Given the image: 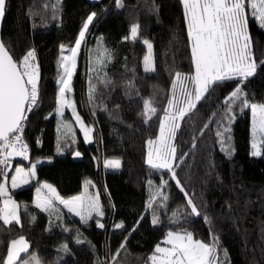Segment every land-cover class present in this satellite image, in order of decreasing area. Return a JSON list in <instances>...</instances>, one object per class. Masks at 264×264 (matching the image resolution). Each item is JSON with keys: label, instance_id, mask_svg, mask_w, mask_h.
<instances>
[{"label": "trees", "instance_id": "obj_1", "mask_svg": "<svg viewBox=\"0 0 264 264\" xmlns=\"http://www.w3.org/2000/svg\"><path fill=\"white\" fill-rule=\"evenodd\" d=\"M121 5L116 0H6L1 40L17 61L35 50L39 82L38 100L24 121L29 159L12 158L9 178L0 177L7 184L16 167L27 171L35 165L32 182L9 191L19 204L21 223L0 221V256H6L11 240L23 237L41 264H150L148 257L167 232L183 227L208 244L213 236L219 239L218 264H264V138L262 155L253 156L248 108L237 102L229 112L224 104L238 81L210 89L179 121L172 141L174 170L201 215H178L179 222H173V213H191V208L171 173L146 165V140L157 135L176 74L194 72L183 7L180 0H121ZM93 13L92 40L79 52L71 81L79 115L94 131L85 145L74 125L75 135L60 131L56 79L61 45L72 48ZM249 20L257 70L242 88L249 103L264 104V30ZM133 26L136 39L130 38ZM145 40L153 46L149 74L143 70ZM145 100L157 108L147 123ZM218 131L227 152L221 150ZM74 152L80 153L79 162L71 160ZM116 160L118 168H105V161ZM162 180L169 183L161 187ZM39 184H50L64 199L100 184L111 205L108 209L101 194L110 221L105 218L99 232L94 221L85 226L61 208L41 212L33 204ZM78 234L82 243H76ZM64 244L69 251H58Z\"/></svg>", "mask_w": 264, "mask_h": 264}, {"label": "snow or ice", "instance_id": "obj_2", "mask_svg": "<svg viewBox=\"0 0 264 264\" xmlns=\"http://www.w3.org/2000/svg\"><path fill=\"white\" fill-rule=\"evenodd\" d=\"M183 7V16L187 28L188 43L191 51V65L194 73L182 75L176 74V80L173 81V98L168 99L167 107L163 109L164 116L159 121L158 135L155 139H149L146 143L149 145L146 163L153 169L167 170L171 173L170 179L176 182V186L181 193H184L187 199V206L191 208V213H173V222H179L175 219L178 215H195L201 213L184 189L182 183L177 178L174 170V161L176 157V148L172 143L177 129L182 121L193 109L203 96L214 90L218 84L237 80L235 89L225 98L224 104L229 112L233 105L240 103L242 108L250 107L253 113V156L261 153L257 151L255 136L258 133H264V104L249 103L244 94L242 84L247 78L254 75L257 70V63L252 51V41L248 29V15L250 14L259 22L260 27L264 28V0H180ZM117 7H121V0H116ZM6 0H0V18L5 15ZM95 13L88 15L87 21L83 24L78 38L75 41V47L69 49L71 55L63 56L61 66L64 68V76L59 83L58 95L56 96L57 115L64 116V107L71 106L65 99V93L71 91V79L75 66L77 51L80 49L85 39L89 24L93 21ZM131 37L136 39L137 27L131 28ZM127 39V37L125 38ZM148 55L144 56V71H154L152 62V44L145 40ZM63 53L64 48L61 45ZM36 59L34 49H29L22 55L19 61L9 53L5 44L0 42V177L5 181L8 173L5 169L10 164V158L20 156L27 158L28 145L22 142V136L16 135L23 131V122L26 119L25 112L30 111L38 100V66L33 63ZM177 83L180 85V97L175 93ZM91 100V93H90ZM146 123L156 114L157 108L152 106L150 100L144 101ZM151 114V115H150ZM73 116L77 123H81V117L73 111ZM207 127V125H205ZM228 129L225 128V131ZM85 141L89 139L88 128H84ZM220 137L221 150L227 152L225 139L221 132H217ZM80 156V153H75ZM120 162L105 161V168H118ZM35 177V165L25 171L23 167L15 168V175L11 176L13 188H18L22 184L29 183V179ZM151 184V181L149 182ZM168 180H162L161 187L167 185ZM48 189L51 195L41 198L42 189ZM37 191L36 207L42 211H48L54 208V200L63 204L69 213L79 216L81 223L87 224L93 218V212L97 216H103V212L95 200L86 201L80 196L73 197L71 200L61 199L56 194V189L50 184H44ZM0 198H3V206L0 207V220L5 225L15 221L20 224V218L17 214L16 203L8 195L6 183H0ZM152 199L148 207H152ZM165 199H167L165 197ZM163 206V205H162ZM143 216L140 218L143 220ZM208 222V217H204ZM152 224L156 225L159 216L153 215ZM140 221L132 231L136 230ZM98 228H103L104 224L96 221ZM116 228L123 227V224H116ZM77 235L76 243H82ZM125 241L117 249L119 255L120 249L126 245ZM164 245L157 244L154 252L148 257L150 264H218L217 249L219 239L213 236L211 244L195 238V234L186 228L169 230L163 241ZM58 251L68 252L67 244L61 246ZM21 254H27L26 258L21 259ZM225 255H227L225 250ZM0 264H41L39 258L29 253V245L23 237L13 239L7 246L6 256H0ZM148 264V262H146Z\"/></svg>", "mask_w": 264, "mask_h": 264}, {"label": "rangeland", "instance_id": "obj_3", "mask_svg": "<svg viewBox=\"0 0 264 264\" xmlns=\"http://www.w3.org/2000/svg\"><path fill=\"white\" fill-rule=\"evenodd\" d=\"M249 19H254L250 14L248 15V24H249ZM255 20V19H254ZM87 21V20H86ZM93 21H94V18H93ZM93 21L89 24V27H88V30H87V32H86V36H85V39H84V41L82 42V44H81V47H80V49L77 51V55H76V61H75V66H74V69H73V74L75 73V70H76V63H77V60H78V55H79V52L81 51V50H85L86 49V46H87V44L92 40V27H93ZM256 21V23H257V26L258 27H260V25H259V22L257 21V20H255ZM261 29H263L264 30V28H262V27H260ZM248 29H249V25H248ZM249 35H250V32H249ZM130 38L132 39V37H131V32H130ZM150 42V41H149ZM143 44H144V41L142 42ZM144 46L146 47V55H148V48H147V45H145L144 44ZM75 47V46H74ZM69 49H71V48H67V49H64V51H63V53H61V58H60V60L58 61V66H57V69H58V75H57V84H58V91H59V88L61 87V84L59 83V81L61 80V78H66L65 76H64V68L61 66V62H62V55L63 56H67V55H71V52L69 51ZM152 62H153V51H152ZM33 63L34 64H36L37 66H38V63H37V61H36V59H35V61H33ZM153 67H154V65H153ZM143 70H144V63H143ZM145 72V71H144ZM154 71H152V72H147L148 74L149 73H153ZM38 73H39V70H38ZM146 73V72H145ZM194 73V72H193ZM183 75V74H182ZM72 77H73V75H72ZM175 80H176V77H175ZM71 81H72V79H71ZM38 82H39V80H38ZM171 98H173V86H172V90H171ZM175 93H176V96L179 98L180 97V85H179V83H177V85H176V88H175ZM58 95V94H57ZM170 98V99H171ZM65 99L70 103V107L69 106H65L64 107V109H63V111H64V116L66 115V114H68L69 116H70V121L68 120V121H66L65 119H63V117H61V116H59V115H57V117L60 119V131L61 132H65V133H67V134H69V135H75V130H74V128H73V125L75 126V128H76V130L77 131H83V129L86 127V128H88V129H90L91 131L89 132V134L91 135V136H93L94 135V131H93V128H91V127H89V126H87L85 123H84V121L82 120V118H81V123H77V121L75 120V118H74V116H73V111H75L78 115H79V112H78V109H77V107H76V105L74 104V100H73V96H72V93L69 91V92H66L65 93ZM251 104V103H250ZM257 104V103H256ZM248 108V111H249V116H250V135H251V152H253L254 150H253V148H252V144H253V122H254V117H253V113H252V111H251V108L250 107H247ZM56 109H57V107H56ZM57 114V113H56ZM80 116V115H79ZM164 116V115H163ZM163 116H162V118H163ZM81 117V116H80ZM161 118V119H162ZM226 122H227V120H226ZM72 127V128H71ZM157 135H158V132H157ZM156 135V136H157ZM156 136L154 137V138H150V139H155L156 138ZM263 138H264V133H258L256 136H255V143H256V145H257V151H259L261 154L260 155H258V156H261L262 155V148H263ZM149 140V139H148ZM148 140H146V142L148 141ZM148 151H149V145L146 143V159H147V154H148ZM174 163V162H173ZM105 164V163H104ZM146 165L147 166H149L147 163H146ZM150 167V166H149ZM12 169H13V160L11 159L10 160V164H9V166L6 168V172L8 173V174H10L11 172H12ZM15 170V169H14ZM13 175H15V172L13 171V174H12V176ZM9 178V177H8ZM7 178V179H8ZM7 181V180H6ZM10 182H11V178H10ZM6 186H8V182H7V184H6ZM19 188V187H18ZM9 194V193H8ZM101 194H103V196H104V204L108 207V209H110L111 208V205H110V203L107 201V198H106V195L104 194V190L102 189V187L100 186V184L98 185V188H96V189H93V190H91V189H88V188H85V190L81 193V195H80V197H82V198H84L86 201H92V200H95L96 201V203L98 204V206L100 207V209L102 210V212H103V216L101 217V216H97L96 214H95V212H93V218L92 219H90L89 221H88V223L87 224H84V223H82V224H84L85 226H88L89 225V223L91 222V221H94L95 223H96V221L97 220H100L103 224H104V222H105V218H107V220H109L110 221V215H108L107 217L105 216V214H104V209L102 208V198H103V196H100ZM13 199V198H12ZM34 200H35V207H36V204H37V197H35L34 196ZM13 201H15L14 199H13ZM15 203H16V210H17V214H18V216H19V218H20V214H19V204L15 201ZM59 205H60V203H59V201H57V205L56 206H54V208L55 207H57V208H55V209H58L59 208ZM3 206V198H0V207H2ZM54 208H51V209H49L48 210V213H49V211H51V210H53ZM54 209V210H55ZM67 214V213H66ZM67 215H71V214H67ZM72 216V215H71ZM70 216V217H71ZM73 217V216H72ZM79 217V216H78ZM75 218V217H74ZM77 219V218H76ZM79 221H80V219H78ZM0 221H2V220H0ZM3 222V221H2ZM81 222V221H80ZM107 222V221H106ZM11 224H16L15 223V221H13ZM116 228V227H115ZM20 237H18V238H16V239H19ZM166 238V237H165ZM164 238V239H165ZM164 239L161 241V244H163V241H164ZM26 241V240H25ZM27 242V241H26ZM28 243V242H27ZM29 245V244H28ZM167 246H169V245H167ZM26 254H21V258H22V256H25Z\"/></svg>", "mask_w": 264, "mask_h": 264}, {"label": "built area", "instance_id": "obj_4", "mask_svg": "<svg viewBox=\"0 0 264 264\" xmlns=\"http://www.w3.org/2000/svg\"><path fill=\"white\" fill-rule=\"evenodd\" d=\"M90 3H98L100 0H88ZM23 131H24V122H23ZM23 131L21 132V133H16V135H21L22 136V142L23 143H26L25 142V140H24V138H23ZM12 158H19L20 160H22V161H27L28 159H29V154L27 153V158L25 159V158H23V157H20V156H13V157H11L10 158V160L12 159ZM29 182L31 183L32 182V178H30L29 179ZM42 185H44V184H39V185H37L36 186V188H35V197H37V191H36V189L37 188H40ZM56 194H57V192H56ZM48 195H51L49 192H48V189H46V188H44V189H42V191H41V193H40V196H41V198L43 199V198H45L46 196H48ZM58 195V194H57ZM57 205V201H55L54 200V206H56ZM38 208V207H37ZM40 211H42L40 208H38ZM43 213L45 212V211H42ZM46 213V212H45Z\"/></svg>", "mask_w": 264, "mask_h": 264}, {"label": "water", "instance_id": "obj_5", "mask_svg": "<svg viewBox=\"0 0 264 264\" xmlns=\"http://www.w3.org/2000/svg\"><path fill=\"white\" fill-rule=\"evenodd\" d=\"M3 19H4V17H3V18H0V42H2V40H1V30H2ZM26 113H27V111L25 112V116H26ZM80 138H81L82 142H83L85 145H89V144H91V142H92V136H91L90 134H89V139H88V141H85L84 131H81V132H80ZM75 153H77V152H74V153L71 155V160H72L73 162H79V161L81 160V155H80V156H76ZM96 229H97V231H99V232H101V231L103 230V228H98V227H96Z\"/></svg>", "mask_w": 264, "mask_h": 264}, {"label": "crops", "instance_id": "obj_6", "mask_svg": "<svg viewBox=\"0 0 264 264\" xmlns=\"http://www.w3.org/2000/svg\"><path fill=\"white\" fill-rule=\"evenodd\" d=\"M75 46V45H74ZM73 46V47H74ZM74 75V74H73ZM71 92V91H70ZM14 172H15V170H14ZM27 184H22L19 188H22V187H24V186H26ZM7 187V190H8V193H9V191H10V189L11 188H13L12 187V183L11 182H8V186H6ZM85 190V188L82 190V192ZM81 192V193H82ZM81 193L80 194H78V195H76V196H80L81 195ZM9 195V194H8ZM76 196H74V197H76ZM73 197H71V198H66V199H64V198H61V199H64V200H71ZM33 204H34V206H35V200H34V202H33ZM59 208H61L65 213H67V214H71L73 217H75V218H77V219H80L78 216H76V215H73L72 213H69L68 212V210H67V208L63 205V204H60L59 205ZM42 212V211H41ZM46 213H48V211H45ZM70 215V216H71ZM71 216V217H72ZM161 246H167V245H164V244H161ZM169 247H170V245H169Z\"/></svg>", "mask_w": 264, "mask_h": 264}, {"label": "clouds", "instance_id": "obj_7", "mask_svg": "<svg viewBox=\"0 0 264 264\" xmlns=\"http://www.w3.org/2000/svg\"><path fill=\"white\" fill-rule=\"evenodd\" d=\"M88 1V0H87Z\"/></svg>", "mask_w": 264, "mask_h": 264}]
</instances>
